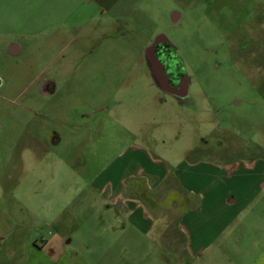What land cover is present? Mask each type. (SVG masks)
I'll use <instances>...</instances> for the list:
<instances>
[{"label": "rangeland", "instance_id": "rangeland-1", "mask_svg": "<svg viewBox=\"0 0 264 264\" xmlns=\"http://www.w3.org/2000/svg\"><path fill=\"white\" fill-rule=\"evenodd\" d=\"M121 1L0 0V264H247L214 244L188 258L177 227L135 228L106 192L124 179L161 207L119 158L139 148L165 166L264 155V0ZM160 35L184 101L149 72Z\"/></svg>", "mask_w": 264, "mask_h": 264}, {"label": "crops", "instance_id": "crops-1", "mask_svg": "<svg viewBox=\"0 0 264 264\" xmlns=\"http://www.w3.org/2000/svg\"><path fill=\"white\" fill-rule=\"evenodd\" d=\"M96 2L106 12L123 16L121 0ZM132 153L129 158L127 152L119 157L133 168L129 177L147 180L154 192L151 199L162 207L144 206L134 188L133 196L127 194L124 179L116 192L111 185L106 192L111 205L121 204L132 226L146 227V232L150 233L157 221L164 220L165 229L158 232L164 242L169 241V229L177 227L182 238L180 252L190 259L199 258L214 244L219 251L231 246L232 259L264 264V155L228 160L223 164L180 158L174 166H165L160 158L140 148ZM173 190L178 193L177 199L171 207L167 204L164 208L163 197Z\"/></svg>", "mask_w": 264, "mask_h": 264}, {"label": "flooded vegetation", "instance_id": "flooded-vegetation-1", "mask_svg": "<svg viewBox=\"0 0 264 264\" xmlns=\"http://www.w3.org/2000/svg\"><path fill=\"white\" fill-rule=\"evenodd\" d=\"M151 46L153 47L151 55L162 66L166 80L165 83L168 85L170 92L164 90L161 87V78L151 73L154 68L153 65L147 60L145 54L149 72L151 73L153 80L162 93L172 97L173 99L184 101L188 96L189 82L187 76L182 72L180 67L176 48L170 43L166 42H162L160 44H155V42H153L149 47ZM51 93L52 92H48L47 94L49 95Z\"/></svg>", "mask_w": 264, "mask_h": 264}, {"label": "water", "instance_id": "water-1", "mask_svg": "<svg viewBox=\"0 0 264 264\" xmlns=\"http://www.w3.org/2000/svg\"><path fill=\"white\" fill-rule=\"evenodd\" d=\"M162 42H166V43H170L169 41H168V39L165 37V36H163V35H160V36H158L157 37V39L155 40V44H160V43H162ZM152 49H153V47L151 46V47H149L147 50H146V57H147V60L153 65V68H154V70L153 71H151V73L153 74V75H156V76H159L160 78H161V87L164 89V90H167L168 92H170L169 91V89H168V85L165 83V77H164V73H163V69H162V66L157 62V60L156 59H154L153 57H152Z\"/></svg>", "mask_w": 264, "mask_h": 264}]
</instances>
